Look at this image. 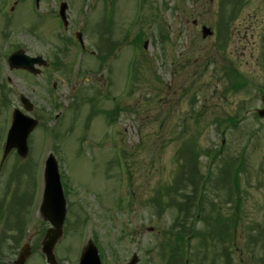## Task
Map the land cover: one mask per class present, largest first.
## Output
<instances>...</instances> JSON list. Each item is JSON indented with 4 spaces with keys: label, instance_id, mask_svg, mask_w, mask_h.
Segmentation results:
<instances>
[{
    "label": "rangeland",
    "instance_id": "rangeland-1",
    "mask_svg": "<svg viewBox=\"0 0 264 264\" xmlns=\"http://www.w3.org/2000/svg\"><path fill=\"white\" fill-rule=\"evenodd\" d=\"M31 1L0 0L6 8L0 16V88L8 92L7 108L0 93V149L12 110H21L20 94L32 102L30 116L38 121L27 139V156L21 159L12 151L0 168V200H11L18 190L32 196L15 255L3 261L14 260L28 243L32 253L26 264H43L41 239L49 224L38 208L43 165L52 152L68 190L63 235L54 247L58 264H77L81 242L93 233L102 264H125L133 254L136 264H166L188 224L209 235L206 242L195 237L180 244L187 264H225L220 244L210 239V226L200 216L192 218L195 210L179 211L177 204L183 190L191 191L180 178L202 177L197 193L201 186L206 190L205 218L213 207L214 215L229 214L233 191L222 181L229 162L232 171L239 170L240 200L237 244L229 262L264 264V117L253 116L263 108L264 0H242L225 36L228 0H143L141 6L140 0H42V17ZM59 2L68 4L66 31L54 13ZM202 26L212 34L203 38ZM104 27L110 31L105 39L119 46L101 66L91 52L102 48L101 54H108ZM77 31L86 46L80 61L73 39ZM61 37L71 44L63 46ZM17 49L43 56L48 66L38 76L10 71L6 58ZM234 68L247 87L232 93L226 77ZM164 187L179 188L172 194L176 203L165 198L156 207L153 197ZM185 215L188 223L181 228ZM85 218L89 223L83 227ZM5 225L0 224L2 238L8 236Z\"/></svg>",
    "mask_w": 264,
    "mask_h": 264
},
{
    "label": "water",
    "instance_id": "water-1",
    "mask_svg": "<svg viewBox=\"0 0 264 264\" xmlns=\"http://www.w3.org/2000/svg\"><path fill=\"white\" fill-rule=\"evenodd\" d=\"M66 6L62 5L61 13L64 14ZM209 29L203 27L202 35L203 38L210 35ZM79 37V35H78ZM8 64L11 69H24L33 74H38L39 70L34 69V65L46 66V62L42 58H29L25 56L21 51L12 54L8 59ZM24 108L27 111H31V105L24 100ZM259 116H264V110L258 111ZM37 121L28 118L18 111L13 113L12 126L8 132L5 154L9 150L15 148L17 153L24 157L27 153L26 140L29 133L36 127ZM44 193L42 203L40 206V213L42 217L47 220L51 228H49L42 240V252L46 255L48 262L55 264L53 256V248L56 241L62 235V226L65 217V206L66 202L64 199L60 178L58 174V167L53 156H49L45 163L44 169ZM30 250L28 246H24L21 249L18 260L15 264H24L28 258ZM136 257L133 256L132 260L128 264H135ZM80 264H100V260L95 247L92 243L85 249L84 254L81 257Z\"/></svg>",
    "mask_w": 264,
    "mask_h": 264
},
{
    "label": "trees",
    "instance_id": "trees-1",
    "mask_svg": "<svg viewBox=\"0 0 264 264\" xmlns=\"http://www.w3.org/2000/svg\"><path fill=\"white\" fill-rule=\"evenodd\" d=\"M239 170L236 169V171H234V175L230 176L228 175H224V186L226 187V190L229 192H232V195L230 197H228V201L229 203H231L230 206V210L231 212L229 214H224L221 216L218 214L219 211H217L216 215L212 214V212H215V207L212 208L211 210V215L208 218H205L204 213L206 210L205 207V203H203L204 201V196H205V188L203 186H201L198 190L197 193V184L199 183V181L194 177H181L180 179L182 181L185 182V186L184 188H191V191L189 190V193H185L183 190V194H181V202L179 204H177V208L179 209V211H181V209H185L186 213H190L191 210H195V214L192 216V218H197L198 216H200L201 221L207 223V225L210 226L211 229V234L212 235H218L217 237L221 238V240L223 239V241L227 240V242L229 243H234L235 239L238 238L237 235V228H238V221L237 219L239 218V213H240V200H239V186L237 184V180L239 178ZM225 172H227V170H225ZM183 175V174H182ZM180 175V176H182ZM233 177V181L232 179H229ZM225 183H229L232 184L230 187H227V185ZM179 190V188H170V187H164L162 188V190L156 192L155 196L153 197V205L160 207V205L164 204L165 198L170 199V203L174 206L173 202L176 203L174 197H173V193L175 191ZM192 203V204H191ZM166 204V203H165ZM192 205V207H191ZM182 207V208H180ZM215 216V217H214ZM187 215H185V217L183 218V220L180 223L181 228L185 227V224L188 223L187 222ZM21 222H18L16 224V228L18 229L20 227ZM174 226V225H173ZM188 230H180L181 232H179L180 235H188L189 237L191 236V238L195 237H200L203 239L205 238L204 235H207V232H196L195 230H193V227H190L188 224Z\"/></svg>",
    "mask_w": 264,
    "mask_h": 264
},
{
    "label": "flooded vegetation",
    "instance_id": "flooded-vegetation-1",
    "mask_svg": "<svg viewBox=\"0 0 264 264\" xmlns=\"http://www.w3.org/2000/svg\"><path fill=\"white\" fill-rule=\"evenodd\" d=\"M10 256L11 255H13L12 253L11 254H9ZM0 258H2L3 260H4V258L3 257H0ZM14 261V260H13ZM13 261H11V263L10 264H13Z\"/></svg>",
    "mask_w": 264,
    "mask_h": 264
}]
</instances>
